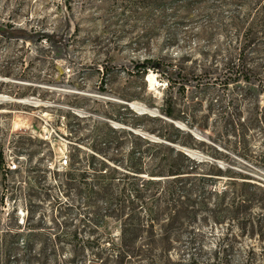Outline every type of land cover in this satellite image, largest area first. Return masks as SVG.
<instances>
[{
	"label": "rangeland",
	"instance_id": "374dc122",
	"mask_svg": "<svg viewBox=\"0 0 264 264\" xmlns=\"http://www.w3.org/2000/svg\"><path fill=\"white\" fill-rule=\"evenodd\" d=\"M146 60L180 72L185 91L139 73ZM0 96L2 228L88 232L59 190L34 186L69 170L73 145L196 138L189 150L229 171L218 188L245 181L252 199L224 221L199 220L173 260L264 264V0H0Z\"/></svg>",
	"mask_w": 264,
	"mask_h": 264
},
{
	"label": "trees",
	"instance_id": "16d2710c",
	"mask_svg": "<svg viewBox=\"0 0 264 264\" xmlns=\"http://www.w3.org/2000/svg\"><path fill=\"white\" fill-rule=\"evenodd\" d=\"M136 67L142 74L149 69L159 73L169 87L180 83L185 91L186 78L172 67L152 60ZM165 104L166 116L176 117L172 98ZM161 139L89 138L90 150L73 145L69 170L56 172L53 184L37 179L34 186L46 195L59 190L69 202L58 204L77 209L74 220L82 216L88 232L44 233L38 224L2 228L0 220V264L184 263L182 258L174 261L171 251L185 232L201 219L217 223L231 218L234 207L252 199L247 191L251 184L227 180L218 188L229 171L183 150L197 149L196 138Z\"/></svg>",
	"mask_w": 264,
	"mask_h": 264
},
{
	"label": "water",
	"instance_id": "95a60500",
	"mask_svg": "<svg viewBox=\"0 0 264 264\" xmlns=\"http://www.w3.org/2000/svg\"><path fill=\"white\" fill-rule=\"evenodd\" d=\"M183 150H184L186 153L190 154L193 158H197V159H198V155H197L194 151H191V150H189V149H184V148H183Z\"/></svg>",
	"mask_w": 264,
	"mask_h": 264
},
{
	"label": "built area",
	"instance_id": "2783aa9c",
	"mask_svg": "<svg viewBox=\"0 0 264 264\" xmlns=\"http://www.w3.org/2000/svg\"><path fill=\"white\" fill-rule=\"evenodd\" d=\"M62 163H63L64 166H67V165H68V160H67V158H65V159L63 160ZM16 168H17L16 165H13V166L11 167L12 170H15Z\"/></svg>",
	"mask_w": 264,
	"mask_h": 264
},
{
	"label": "bare ground",
	"instance_id": "6f19581e",
	"mask_svg": "<svg viewBox=\"0 0 264 264\" xmlns=\"http://www.w3.org/2000/svg\"><path fill=\"white\" fill-rule=\"evenodd\" d=\"M5 97H3V96H0V100H2V99H4Z\"/></svg>",
	"mask_w": 264,
	"mask_h": 264
}]
</instances>
